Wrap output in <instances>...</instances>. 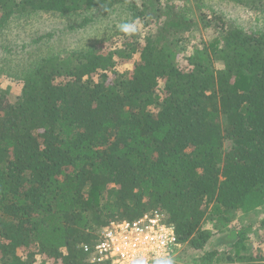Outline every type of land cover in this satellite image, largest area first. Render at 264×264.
I'll use <instances>...</instances> for the list:
<instances>
[{
	"label": "trees",
	"instance_id": "16d2710c",
	"mask_svg": "<svg viewBox=\"0 0 264 264\" xmlns=\"http://www.w3.org/2000/svg\"><path fill=\"white\" fill-rule=\"evenodd\" d=\"M205 2L0 0V30L39 13L83 17L71 30L124 13L107 27L120 42L40 57L16 73L20 93L0 87V264H108L87 246L155 211L181 248L213 246L201 264H264V216L234 221L264 211V29Z\"/></svg>",
	"mask_w": 264,
	"mask_h": 264
},
{
	"label": "rangeland",
	"instance_id": "374dc122",
	"mask_svg": "<svg viewBox=\"0 0 264 264\" xmlns=\"http://www.w3.org/2000/svg\"><path fill=\"white\" fill-rule=\"evenodd\" d=\"M207 6H210L215 11H221L238 26L264 29L263 0H246L242 4L230 0H206L204 7L207 8ZM82 18L76 14L63 16L51 13H39L32 16L16 18L7 27L1 29L0 66H3L6 70L10 68L11 74L3 75L0 78V87L2 89H9L10 96H15L20 93L23 83L17 74L23 72L27 67L29 68L31 63L40 57L79 49L87 44L98 43L103 38L105 40L108 39L109 43L116 42L117 39L119 42L121 41L119 40L121 38H118V34H115L116 30L114 29V31L108 33L107 27H109L111 18L121 21L124 18L123 11H117L111 17L97 18L96 21L91 22L83 29L71 30L69 28V24L78 25ZM136 23L141 24L140 20L136 21ZM48 33H52V36L41 38ZM230 145L231 143L226 141L225 149L229 150L231 148ZM263 216L264 211L252 212L248 216L237 213L234 221L239 220L240 223L252 222L255 225L254 227L259 228V222ZM217 226L224 228L227 225L219 224L215 220L209 223L208 227L211 233L220 236L222 232L219 233ZM214 238L215 236L211 240ZM224 239H218V242H223L220 248L221 252L227 250L229 247L227 246L229 241ZM211 246L208 244L204 251L211 250ZM184 249L186 248H181L175 254V257L172 259L173 264H201L200 257L204 254V251L188 248L183 253Z\"/></svg>",
	"mask_w": 264,
	"mask_h": 264
},
{
	"label": "built area",
	"instance_id": "2783aa9c",
	"mask_svg": "<svg viewBox=\"0 0 264 264\" xmlns=\"http://www.w3.org/2000/svg\"><path fill=\"white\" fill-rule=\"evenodd\" d=\"M174 225L155 211L139 220L112 222L101 232L100 240L86 251L92 262L108 264H164L181 248Z\"/></svg>",
	"mask_w": 264,
	"mask_h": 264
},
{
	"label": "clouds",
	"instance_id": "9594fccd",
	"mask_svg": "<svg viewBox=\"0 0 264 264\" xmlns=\"http://www.w3.org/2000/svg\"><path fill=\"white\" fill-rule=\"evenodd\" d=\"M120 30L124 33H134L136 31V24L135 22H126L120 25ZM137 264H144L143 261H138ZM168 264H173L172 260L168 261Z\"/></svg>",
	"mask_w": 264,
	"mask_h": 264
}]
</instances>
